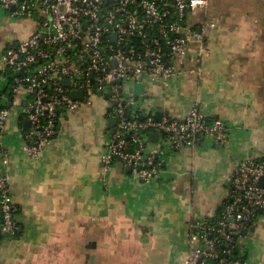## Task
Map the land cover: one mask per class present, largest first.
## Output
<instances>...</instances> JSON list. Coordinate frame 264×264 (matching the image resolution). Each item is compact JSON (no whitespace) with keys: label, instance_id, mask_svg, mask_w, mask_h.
<instances>
[{"label":"crops","instance_id":"crops-1","mask_svg":"<svg viewBox=\"0 0 264 264\" xmlns=\"http://www.w3.org/2000/svg\"><path fill=\"white\" fill-rule=\"evenodd\" d=\"M187 21L201 35L200 71L169 88L156 84L149 98L153 109L177 118L196 102L227 123L226 143L202 136L193 150L172 152L164 137L148 134L146 149L164 158L166 171L142 183L120 161L104 166L107 124L82 119L84 106L36 159L22 148L28 126L12 107L0 144L9 154L17 232L0 237V264H180L191 249L192 225L214 218L227 202L235 165L264 157V0H208ZM36 22L0 9V64L3 50L28 38ZM198 45L189 46L188 66ZM2 94L10 105L15 97L0 73V100ZM238 248L250 264H264V216Z\"/></svg>","mask_w":264,"mask_h":264},{"label":"built area","instance_id":"built-area-1","mask_svg":"<svg viewBox=\"0 0 264 264\" xmlns=\"http://www.w3.org/2000/svg\"><path fill=\"white\" fill-rule=\"evenodd\" d=\"M207 8L208 0H0V9L11 17L37 21L28 38L1 55L4 87L20 100L7 105L2 94L0 138L15 107L28 121L22 148L32 159L39 158L56 137L60 120L91 105V96H96L107 100L105 122L115 119L113 132L105 126L108 137L100 160L106 168L120 161L136 181L150 183L166 171L164 158L146 149L151 132L164 137L172 152L193 150L198 134L224 145L227 123L209 118L196 102L182 117L159 110L157 119L148 101L139 100L146 82L169 88L200 71L202 39L187 18ZM195 41L194 65L188 66L189 46ZM139 82L144 94L135 92ZM72 91L82 97L73 98ZM8 163L9 154L0 144V236L13 237L16 207L8 189ZM262 177L264 157H247L235 165L227 178V202L214 218L192 225L191 249L180 264H250L237 245L241 231L264 216Z\"/></svg>","mask_w":264,"mask_h":264},{"label":"rangeland","instance_id":"rangeland-1","mask_svg":"<svg viewBox=\"0 0 264 264\" xmlns=\"http://www.w3.org/2000/svg\"><path fill=\"white\" fill-rule=\"evenodd\" d=\"M24 18H29V17H24ZM156 84L152 83V82H146V93L144 95H140L139 96V100H146L148 101L147 103H149V105H153L151 102H152V99L149 98V94L151 92H155L156 89L158 87H155ZM16 99H19L20 100V96L17 95L15 97ZM149 98V99H148ZM91 100H92V103L91 105H86L84 106L83 108V113H82V119H85L86 121H89L90 123L92 124H95L97 122H99V124L101 125L102 123H105V118H104V112L106 111V107H107V100L103 99V98H99V97H96V96H91ZM154 106V105H153ZM70 114V113H69ZM65 115L59 122V127L60 125L65 122L66 120V117H68V115ZM80 117V116H79ZM81 119V120H82ZM59 129V128H58ZM102 140L101 142L104 141L107 139L108 137V133L107 131H105V127L103 128L102 130ZM102 143V144H103ZM104 148V147H103ZM102 148V149H103Z\"/></svg>","mask_w":264,"mask_h":264},{"label":"water","instance_id":"water-1","mask_svg":"<svg viewBox=\"0 0 264 264\" xmlns=\"http://www.w3.org/2000/svg\"><path fill=\"white\" fill-rule=\"evenodd\" d=\"M13 9V8H12ZM61 83L63 84V85H69V80L68 79H62L61 80ZM145 86H144V84L143 83H141V82H139V83H137L136 85H135V92L136 93H138V94H144V92H145ZM71 96L73 97V98H75V99H79V98H81L82 97V92H77V91H72L71 92ZM108 110H110V108H108ZM161 115V112L160 111H156L155 112V117L158 119L159 118V116ZM106 124H107V126L108 127H110V132H113V126H114V124H115V119L114 118H112V117H110V118H107V121H106ZM24 125H26V126H28V121L26 120L25 121V123H24ZM149 136L150 137H155V138H158L159 137V135H158V133H156V132H151L150 134H149ZM200 137H202V135L201 134H198L197 136H196V138H200ZM127 169H129L128 167H126ZM260 184L261 185H263L264 184V177H262L261 179H260ZM230 220H233V218H230ZM241 233L243 234V235H245L246 233H247V231L245 230V229H243L242 231H241ZM91 258H92V256H91Z\"/></svg>","mask_w":264,"mask_h":264},{"label":"trees","instance_id":"trees-1","mask_svg":"<svg viewBox=\"0 0 264 264\" xmlns=\"http://www.w3.org/2000/svg\"><path fill=\"white\" fill-rule=\"evenodd\" d=\"M7 89V95L8 96H11L12 94L9 92V89L8 88H6ZM222 208V207H221ZM17 232V231H16ZM1 237V236H0ZM237 250H238V253L240 252V249L238 248V245H237Z\"/></svg>","mask_w":264,"mask_h":264}]
</instances>
